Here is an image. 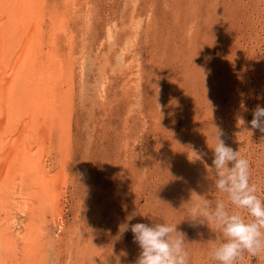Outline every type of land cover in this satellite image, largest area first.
Masks as SVG:
<instances>
[{
	"label": "rangeland",
	"instance_id": "rangeland-1",
	"mask_svg": "<svg viewBox=\"0 0 264 264\" xmlns=\"http://www.w3.org/2000/svg\"><path fill=\"white\" fill-rule=\"evenodd\" d=\"M76 2L48 3L69 11L76 49L70 162L46 211L45 264H135L136 223L174 225L189 264H218L210 252L223 237L190 218L193 206L223 202L250 219L215 188L219 139L248 160L264 200V133L250 124L264 107V0ZM54 151L47 166L60 170ZM21 215L15 232L26 224ZM236 264L264 258L245 252Z\"/></svg>",
	"mask_w": 264,
	"mask_h": 264
},
{
	"label": "bare ground",
	"instance_id": "bare-ground-1",
	"mask_svg": "<svg viewBox=\"0 0 264 264\" xmlns=\"http://www.w3.org/2000/svg\"><path fill=\"white\" fill-rule=\"evenodd\" d=\"M48 3L0 0V264H45L46 211L59 201L56 179L70 162L73 86L67 78L76 47L65 8L78 4L63 0L60 11V3ZM53 150L62 174L47 166ZM17 213L26 224L15 232ZM53 217L55 223L60 219Z\"/></svg>",
	"mask_w": 264,
	"mask_h": 264
},
{
	"label": "clouds",
	"instance_id": "clouds-1",
	"mask_svg": "<svg viewBox=\"0 0 264 264\" xmlns=\"http://www.w3.org/2000/svg\"><path fill=\"white\" fill-rule=\"evenodd\" d=\"M250 124L253 130L264 133V107L257 105ZM213 154L215 188L227 193L229 202L247 212L250 219L240 212L229 213L223 202H216L214 206H193L190 219L214 224L223 237V242L210 252L218 264H236L245 252L264 258V200L256 195L258 186L249 182V162L221 139L213 148ZM124 230H128L127 226ZM130 231L140 248L135 264H189L184 236L176 226L136 223L131 225Z\"/></svg>",
	"mask_w": 264,
	"mask_h": 264
}]
</instances>
